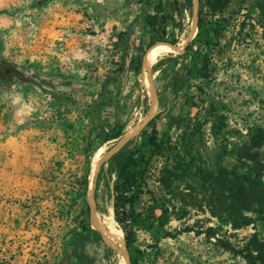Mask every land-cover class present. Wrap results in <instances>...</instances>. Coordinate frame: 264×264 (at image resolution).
I'll return each instance as SVG.
<instances>
[{
	"label": "rangeland",
	"instance_id": "374dc122",
	"mask_svg": "<svg viewBox=\"0 0 264 264\" xmlns=\"http://www.w3.org/2000/svg\"><path fill=\"white\" fill-rule=\"evenodd\" d=\"M156 1L0 0V264H60L85 225L99 233L104 246L119 252L123 264H242L217 249L213 239L195 233L212 228L214 238L224 235L222 211L210 205L211 190L220 192L219 169L238 172L237 157L254 151L253 139L259 140L256 152L264 157V0H231L214 17L197 6L201 31L196 39L203 31L199 13L206 15L207 38L218 29L215 45L200 52L196 39L186 46L190 41L180 36L192 28L191 9L173 16L182 30L166 22L159 36L170 42L180 36L179 41L171 53L145 63H151L150 82L145 83L140 67L136 75L124 73L101 103V79L119 62V34L137 17L130 44L138 46L141 40L142 49L151 32L141 26V13ZM185 46L192 47L186 87L177 61ZM169 57L175 87L155 128L158 140L172 151L169 157H151L134 208L146 223L131 226L130 263L110 201L96 192L100 197L94 195L89 207L85 203L88 166L159 106L154 80L167 76L169 86ZM201 67L214 69L202 86L195 76ZM157 114L148 116L136 136L150 130L141 132ZM120 127L118 139L100 146L104 135ZM87 143L92 152L85 172L77 150ZM165 158L176 174L168 190L156 173ZM185 227L192 231L183 232ZM233 232L235 238L256 233L264 239V224ZM81 252L95 264H118L113 251L108 263L94 242L84 243Z\"/></svg>",
	"mask_w": 264,
	"mask_h": 264
},
{
	"label": "trees",
	"instance_id": "16d2710c",
	"mask_svg": "<svg viewBox=\"0 0 264 264\" xmlns=\"http://www.w3.org/2000/svg\"><path fill=\"white\" fill-rule=\"evenodd\" d=\"M230 1L198 0V6L203 8L209 17H214L221 14ZM190 7V0H157L152 7L146 8L141 13L140 23L144 29H149L151 38L145 41L142 49L140 46L142 44L141 40L138 46L130 44L133 29L138 25L137 17L119 34L121 37L119 62L113 73L105 74L101 79L99 85L101 103L104 102L109 88L119 84L118 78L121 75L124 73L138 74L139 67L141 70L144 55L145 65L149 59H156L158 54L170 49L172 43L166 37L159 35H163L166 22L171 23L172 27L180 32L182 27L175 24L172 17H178L182 11H188ZM204 17H206L205 14L203 16L200 13L198 14V21L202 23L203 31L193 43L199 52L200 48L206 46L212 48L218 37V29L211 31L212 35L208 38L204 35L208 27V23ZM200 31L201 27L198 25L197 33ZM178 41L179 39L172 44L173 47ZM189 44L190 42L186 46ZM191 48V46L186 47L183 53L177 58V61L181 64L183 76L185 77V87L187 86L190 75L189 67L192 62V57H190L189 52ZM186 57L188 60L184 62ZM213 70L207 71L203 67L196 70L195 76L200 81V86H202V83L206 84L209 82ZM176 80L177 83L180 82L178 77H176ZM154 86L157 92L158 105H160L169 91L170 85L168 86V77H162L158 74L154 80ZM159 88L165 94L163 98L160 96ZM160 116L159 113L154 116L141 131L143 132L147 128H150L148 132L127 140L100 168L94 182V191L99 192L103 198L110 201L113 216L125 233L124 242L129 253L130 263V243H133L131 226L139 224L143 227L146 223L135 212L134 208L146 186V180L152 165L151 157L162 159L165 156L169 157L172 151L169 143H163L157 138L155 124ZM141 126L137 128L140 129ZM121 133L122 127L110 134L104 135L100 146L108 141L118 139ZM101 135L102 133L95 140ZM139 143L140 145L138 146ZM88 145L89 143L86 144L85 148L77 150L79 157L82 158L85 172H87L88 157L92 152L91 146L88 147ZM251 146L254 151L244 152L237 157V163L239 164L238 172L227 170L226 168L219 169L220 179L216 183L220 189L219 194L215 195L213 194L214 191L211 190V196L214 195V198L211 199L210 205L222 211L223 218L220 224L225 229L223 237L220 239L214 238L215 234L212 228H207L205 232H196L195 234H204L206 239H213L212 244L217 249L238 258L242 264H264V239H260L256 233L235 238L233 232L253 225L255 222L264 224V157H259L256 152V148L260 146L259 140H251ZM168 161L165 158L164 162L159 166L158 171H156L158 183L166 190L176 181L174 168ZM153 169L155 170V168ZM83 211H80L81 215ZM91 218L94 220L92 214ZM191 231L188 227H185L183 230V232ZM98 234V232L90 229L89 226H83L82 232L69 242V248L60 264H95L92 259L81 254L82 245L88 242H94L98 247L100 246L104 253L107 254V262L110 263L113 252L110 248L102 244L100 235ZM134 264H136L135 261Z\"/></svg>",
	"mask_w": 264,
	"mask_h": 264
},
{
	"label": "water",
	"instance_id": "95a60500",
	"mask_svg": "<svg viewBox=\"0 0 264 264\" xmlns=\"http://www.w3.org/2000/svg\"><path fill=\"white\" fill-rule=\"evenodd\" d=\"M191 2V16H192V28L189 30V32L186 35H180L181 39H186L189 40L190 43L194 42V40L196 39V37L199 35V33H196V27L198 26V22L196 19V9L198 6V0H190ZM180 36H178L175 40H173V42H171L172 44L178 40V38H180ZM171 44L170 48L173 47V45ZM171 53V51H170ZM168 71H169V76H170V86H169V91L167 96L162 100L161 104L152 112L147 111L146 114L139 118L138 120H136L133 125H132V129L133 132L130 133L129 135H127L125 138H123L122 140H120L111 150H109L106 154H104L103 156H101L100 158L95 159L93 162H90L89 166H88V172H87V183L85 186V190H84V195H85V203L86 205L89 207L90 202H91V198L94 195H98L95 191L94 188L92 187V180L94 178H96V175L98 173V171L100 170V168L105 164V162L129 139L136 137V129L138 126L142 125L144 121H146V119L148 118V116L151 113H160V111L164 108V106L168 103L170 97L173 94L174 91V87H175V75H174V69H173V61L172 58L169 57L168 60ZM99 196V195H98ZM100 197V196H99ZM111 210V209H110ZM90 215V213H89ZM111 215L113 220L115 221V223L119 226V230H121L123 233L124 231L122 230L121 226L118 224V222L115 220L112 210H111ZM90 229H92L89 226ZM94 230V229H92ZM95 231V230H94ZM125 234V233H124ZM99 235V234H98ZM106 247H108L106 245ZM109 248V247H108ZM116 255L117 260H118V264H123L122 260H121V256L119 254L118 251H115L114 249L110 248Z\"/></svg>",
	"mask_w": 264,
	"mask_h": 264
},
{
	"label": "bare ground",
	"instance_id": "6f19581e",
	"mask_svg": "<svg viewBox=\"0 0 264 264\" xmlns=\"http://www.w3.org/2000/svg\"><path fill=\"white\" fill-rule=\"evenodd\" d=\"M191 22V21H190ZM181 41V40H180ZM170 50V49H169ZM168 51V50H167ZM167 51H165V52H167ZM144 57H145V55H144ZM144 57H143V59H142V64H141V70H142V72L144 73V75H145V83L146 84H148L149 82H150V80H151V77H150V66H151V63H147V65L145 66L144 65ZM153 64V63H152ZM146 71H147V73H146ZM141 72V73H142ZM148 87V86H147ZM146 88V87H145ZM132 128L130 127L129 128V130H131ZM128 130V131H129ZM123 135H124V133H123ZM122 135V136H123ZM90 204H92V200H91V202H90ZM91 226L93 227L94 226V222H93V220H91ZM111 241H112V243L113 244H116V238L114 237V236H112L111 237V239H110Z\"/></svg>",
	"mask_w": 264,
	"mask_h": 264
}]
</instances>
